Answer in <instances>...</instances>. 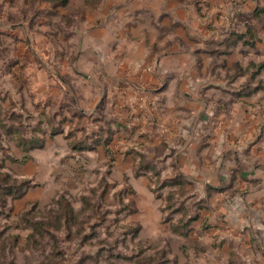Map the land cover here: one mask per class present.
Wrapping results in <instances>:
<instances>
[{"label":"rangeland","instance_id":"obj_1","mask_svg":"<svg viewBox=\"0 0 264 264\" xmlns=\"http://www.w3.org/2000/svg\"><path fill=\"white\" fill-rule=\"evenodd\" d=\"M129 2L0 0V264H243L241 243L218 239L233 229L227 196L256 182L240 175L248 167L220 168L217 192L211 167H162L139 123L154 93L105 83L114 64L93 52ZM225 16L221 32L239 36ZM251 30V58L235 68L252 71L240 85L264 90V41ZM103 46L111 57L114 39Z\"/></svg>","mask_w":264,"mask_h":264},{"label":"crops","instance_id":"obj_2","mask_svg":"<svg viewBox=\"0 0 264 264\" xmlns=\"http://www.w3.org/2000/svg\"><path fill=\"white\" fill-rule=\"evenodd\" d=\"M197 1L180 5L175 0H165L161 5L157 0L121 3L115 11L118 23L113 38L102 36L97 45L100 50L93 54L97 63L110 60L114 64L116 79L113 82L105 73V83L119 85L124 93L136 89L154 93L151 111L147 110L151 120L139 123L149 133L146 148L162 156V167H175L185 175L192 173V168L200 171L199 167H211L216 185H208L216 192L221 188L220 168L248 167L247 174L240 171V175L256 182H244L247 194L230 193L221 205L228 210L233 229L218 241L231 244L234 240L252 253L242 257L243 264H264V152H260L264 143V113L260 111H264V90L256 83L240 85V78L251 76L252 71L235 68L236 62L244 67L251 58L245 55L244 44L250 41L247 27L264 41L260 33L264 0ZM224 15L233 16L226 26L240 28L239 36L221 32ZM113 39L110 57L103 45H110ZM220 46L224 51L218 50ZM262 74L263 70L259 76ZM100 82L104 83V77ZM251 91L255 93L249 94ZM219 93H224L222 102ZM158 97L163 101L155 100ZM256 209L261 214L258 217Z\"/></svg>","mask_w":264,"mask_h":264},{"label":"trees","instance_id":"obj_3","mask_svg":"<svg viewBox=\"0 0 264 264\" xmlns=\"http://www.w3.org/2000/svg\"><path fill=\"white\" fill-rule=\"evenodd\" d=\"M27 158L24 159V161L26 160Z\"/></svg>","mask_w":264,"mask_h":264}]
</instances>
